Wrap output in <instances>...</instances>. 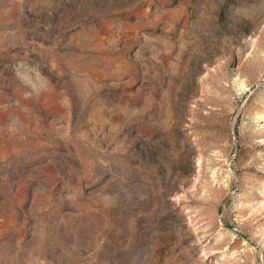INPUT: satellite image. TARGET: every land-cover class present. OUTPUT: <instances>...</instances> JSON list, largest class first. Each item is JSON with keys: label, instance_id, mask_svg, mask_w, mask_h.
Masks as SVG:
<instances>
[{"label": "rangeland", "instance_id": "rangeland-1", "mask_svg": "<svg viewBox=\"0 0 264 264\" xmlns=\"http://www.w3.org/2000/svg\"><path fill=\"white\" fill-rule=\"evenodd\" d=\"M0 264H264V0H0Z\"/></svg>", "mask_w": 264, "mask_h": 264}]
</instances>
